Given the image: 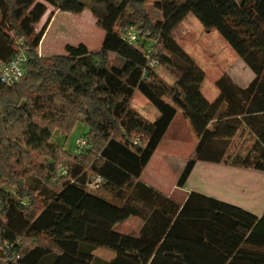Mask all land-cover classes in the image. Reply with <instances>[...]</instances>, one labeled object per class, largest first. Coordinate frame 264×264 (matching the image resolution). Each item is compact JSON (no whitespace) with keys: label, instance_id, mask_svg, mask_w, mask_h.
I'll return each instance as SVG.
<instances>
[{"label":"trees","instance_id":"obj_1","mask_svg":"<svg viewBox=\"0 0 264 264\" xmlns=\"http://www.w3.org/2000/svg\"><path fill=\"white\" fill-rule=\"evenodd\" d=\"M89 1L0 0V65L19 47L27 56L18 81L0 82V264H94L97 247L114 254L104 264H264V214L196 192L179 205L139 180L176 107L198 135L177 186L199 160L264 171V0ZM45 2L87 7L105 32L100 49L65 44L63 54H39L52 17L39 27ZM189 13L251 70L247 84L223 74L218 96H203L204 73L174 34ZM130 25L136 44L122 38ZM136 90L155 114L132 107ZM77 123L87 128L75 138L82 148L52 142ZM129 216L142 221L136 236L122 231Z\"/></svg>","mask_w":264,"mask_h":264},{"label":"rangeland","instance_id":"obj_2","mask_svg":"<svg viewBox=\"0 0 264 264\" xmlns=\"http://www.w3.org/2000/svg\"><path fill=\"white\" fill-rule=\"evenodd\" d=\"M87 2H90L87 0ZM46 3L47 12L40 21V26L45 22L47 14L53 13L56 9L53 5ZM149 7V12L153 17L161 15L159 11L153 12ZM176 43L182 48L186 56L204 73V79L200 85V92L209 100H214L219 91L215 81L223 74L229 75L239 84L247 83L253 76L251 70L238 58L231 46L222 38L216 30H205L199 20L191 13L187 14L179 25L174 29ZM104 30L98 26L96 19L92 16L90 10L86 7L80 13L66 11L56 12L51 20L50 27L43 35L38 52L41 55L63 54L65 44L77 45L84 43L90 50L100 49L104 38ZM157 76L164 83H172L173 79L164 72L160 66L154 68ZM133 108L139 110L142 114L151 116L156 109L139 92L135 91L131 102ZM181 108H179L175 122L180 123L176 136L174 137V147L166 141L162 142V151H168L165 157L172 155L175 163L188 160L192 152L193 144L196 139V130L189 120L184 121L181 118ZM86 126L77 123L68 138L63 135H54L52 142L58 147L71 149L74 146V140L86 131ZM170 134L167 133V138ZM172 137V136H171ZM243 141V140H242ZM237 143V136L233 143ZM251 138L247 137L241 144L242 148L250 145ZM174 148V149H173ZM186 164V162H185ZM184 164V166H185ZM183 166V168H184Z\"/></svg>","mask_w":264,"mask_h":264},{"label":"crops","instance_id":"obj_3","mask_svg":"<svg viewBox=\"0 0 264 264\" xmlns=\"http://www.w3.org/2000/svg\"><path fill=\"white\" fill-rule=\"evenodd\" d=\"M54 10L44 34L50 27L55 13L60 12L58 9ZM232 80L239 84L237 80L233 78ZM176 108L177 114L179 107ZM181 112L182 120L187 122L189 119L185 117L182 110ZM153 114L155 113L153 112ZM176 114L143 168L139 180L179 205L184 204L190 192H196L207 198L239 207L257 218L261 217L264 214V171L239 167L224 162L199 160L194 164L184 186H177V178L186 160H182L180 164H177L172 155L165 157L168 151H162L161 149V144L164 141L168 143L167 145L170 144L174 147V137L176 136L180 123L183 122L180 121L178 124L176 123L172 126L175 122ZM167 133L170 134L169 138H167ZM197 141L198 135L196 134L192 149H194ZM141 226L142 221L140 219L129 216L122 223V231L126 234L136 236ZM92 254L95 257L94 264H104L114 256L112 251L104 247L95 248Z\"/></svg>","mask_w":264,"mask_h":264},{"label":"built area","instance_id":"obj_4","mask_svg":"<svg viewBox=\"0 0 264 264\" xmlns=\"http://www.w3.org/2000/svg\"><path fill=\"white\" fill-rule=\"evenodd\" d=\"M122 38L129 44H136L138 38L137 29L134 26H127L122 31ZM20 44L22 42L20 41ZM151 47L148 48L150 50ZM27 56L24 49L19 47L14 57L7 63L0 65V82L5 85H11L19 80L24 71V65L26 64ZM76 148L79 150L85 145V141L82 138L75 140ZM100 177L94 178V183L99 182Z\"/></svg>","mask_w":264,"mask_h":264}]
</instances>
